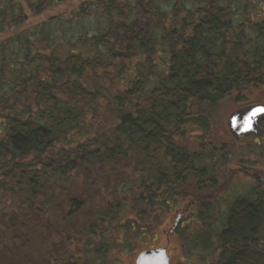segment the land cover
<instances>
[{"label":"trees","instance_id":"1","mask_svg":"<svg viewBox=\"0 0 264 264\" xmlns=\"http://www.w3.org/2000/svg\"><path fill=\"white\" fill-rule=\"evenodd\" d=\"M9 30L0 264H118L192 201L184 255L264 264V185L220 193L240 143L226 116L264 102V0H0Z\"/></svg>","mask_w":264,"mask_h":264},{"label":"rangeland","instance_id":"2","mask_svg":"<svg viewBox=\"0 0 264 264\" xmlns=\"http://www.w3.org/2000/svg\"><path fill=\"white\" fill-rule=\"evenodd\" d=\"M77 1L74 2H67L63 5H60L56 8H54L53 10H49L47 11L45 14L41 15L40 17H30L29 21L27 22L26 26L31 25L32 23L38 22L41 19L53 15L55 13H69L71 10L74 9V7L76 6ZM13 30H9L7 32H5L4 34H1L0 37H3L5 35H7L8 33H10ZM252 140H243L242 142L239 143V145H237L235 147V152H236V157L234 162L231 164V172L228 175L227 179L224 180V184L222 187V190L220 193H222L224 190H227L231 184L233 183V188L237 189L240 186V179L245 178V180H247L246 178L249 177L248 173H250V170L247 169L245 166H249V167H256L257 169H261L264 170V159H255V158H259L257 155H253L251 156V159H255V161L253 162H249L248 159L249 155L246 154L245 151V145L246 144H252ZM261 145H264V140H261ZM245 144V145H244ZM238 158V159H237ZM239 159H242V163L237 162ZM247 160V161H246ZM247 166V167H248ZM184 205V204H183ZM180 205L178 208V210L175 212L173 211L171 215H169L166 218L165 223L162 224V226L158 229L157 231V237L151 238L150 240V246L151 247H157V246H166L167 247V252L171 258V264H198L197 261L199 262V264H204L203 261L201 260L200 255H192V256H186L182 253V250L180 249V243L179 240L180 238L177 236V234L172 233L171 229L173 228V224L175 219L174 216L177 214H181L183 212L186 211V215L180 220L178 226L181 227V230L184 229V227H186L188 225L187 223V219H191V215L190 212H192L193 214H195V210L192 208L194 206H196V204H191L189 207L185 204L184 206ZM183 207V208H181ZM188 207V208H187ZM187 208V210H186ZM190 209V211H188ZM192 210V211H191ZM175 212V213H174ZM149 246V245H148ZM138 251L137 252H132L127 250L126 253H120L118 254V252L116 253L111 251L109 252V254L106 256V258L112 262L113 260H117L118 264H135V258L137 256V253L140 251V247L137 246ZM140 248V249H139ZM143 248H146V246H144ZM209 256L206 258L205 262L207 263L209 261Z\"/></svg>","mask_w":264,"mask_h":264},{"label":"water","instance_id":"3","mask_svg":"<svg viewBox=\"0 0 264 264\" xmlns=\"http://www.w3.org/2000/svg\"><path fill=\"white\" fill-rule=\"evenodd\" d=\"M262 108L264 103H256L236 108L228 114L226 125L235 140L239 141L248 135L260 137L264 134L259 124L264 118V112L258 111ZM135 264H170V258L164 246L147 248L139 252Z\"/></svg>","mask_w":264,"mask_h":264},{"label":"flooded vegetation","instance_id":"4","mask_svg":"<svg viewBox=\"0 0 264 264\" xmlns=\"http://www.w3.org/2000/svg\"><path fill=\"white\" fill-rule=\"evenodd\" d=\"M246 139V138H245ZM247 140H253V141H255L256 140V138H254V137H247ZM248 166V165H247ZM247 166H245L247 169H249L250 170V173H248V175H249V177H247V178H251V179H258V181H260V182H264V177L262 178V177H260V175H261V173L259 172L261 169H257L256 167L254 168V167H247ZM231 171V170H230ZM189 207V206H188ZM188 211H190V209L188 210ZM189 214V213H188ZM187 214V215H188ZM185 215H186V213H185ZM186 215V216H187ZM190 220L189 219H187V223L189 222Z\"/></svg>","mask_w":264,"mask_h":264},{"label":"snow or ice","instance_id":"5","mask_svg":"<svg viewBox=\"0 0 264 264\" xmlns=\"http://www.w3.org/2000/svg\"><path fill=\"white\" fill-rule=\"evenodd\" d=\"M258 111H261V112H264V108H262V109H259ZM255 114V113H254ZM250 126V125H249Z\"/></svg>","mask_w":264,"mask_h":264}]
</instances>
